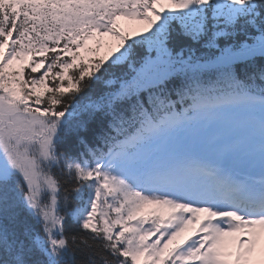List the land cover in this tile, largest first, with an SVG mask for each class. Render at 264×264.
<instances>
[{
    "label": "snow or ice",
    "instance_id": "1",
    "mask_svg": "<svg viewBox=\"0 0 264 264\" xmlns=\"http://www.w3.org/2000/svg\"><path fill=\"white\" fill-rule=\"evenodd\" d=\"M0 264H264V0H0Z\"/></svg>",
    "mask_w": 264,
    "mask_h": 264
},
{
    "label": "rangeland",
    "instance_id": "2",
    "mask_svg": "<svg viewBox=\"0 0 264 264\" xmlns=\"http://www.w3.org/2000/svg\"><path fill=\"white\" fill-rule=\"evenodd\" d=\"M120 23L126 28H142L143 27L140 21L121 19ZM103 39L105 40L106 44H108V43L115 44L116 43L114 37L105 36ZM89 44L90 45L94 44V41H89ZM107 51H108V48L104 47L101 49L99 55H104ZM14 63H18V62H14Z\"/></svg>",
    "mask_w": 264,
    "mask_h": 264
}]
</instances>
